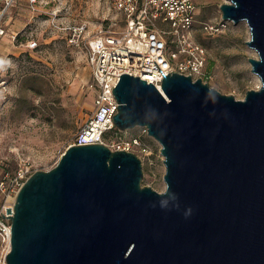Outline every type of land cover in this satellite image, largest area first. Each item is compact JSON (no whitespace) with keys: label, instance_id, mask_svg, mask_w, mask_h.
<instances>
[{"label":"water","instance_id":"1","mask_svg":"<svg viewBox=\"0 0 264 264\" xmlns=\"http://www.w3.org/2000/svg\"><path fill=\"white\" fill-rule=\"evenodd\" d=\"M219 8L247 24L260 87L236 100L158 66L161 89L122 74L115 127H146L160 144L165 191L142 187L132 152L69 146L6 208L7 264H264V0Z\"/></svg>","mask_w":264,"mask_h":264},{"label":"rangeland","instance_id":"2","mask_svg":"<svg viewBox=\"0 0 264 264\" xmlns=\"http://www.w3.org/2000/svg\"><path fill=\"white\" fill-rule=\"evenodd\" d=\"M225 1L198 0L194 39L207 52V77L202 82L243 100L249 90L261 85L248 61L257 53L246 44L247 24L230 22L217 33L203 29L221 18L219 6ZM4 7L0 0V20L6 28L0 38V160L11 172L21 165L32 172L48 171L94 103L93 92L87 89L91 82L87 49L85 44L70 43V28L85 25L80 39L87 43L100 30H109L116 14L111 0H38L35 11L27 0H15ZM32 41L38 43L35 50L28 47ZM125 132L126 137L140 135L146 148L131 151L142 162V187L165 191L160 144L140 127Z\"/></svg>","mask_w":264,"mask_h":264},{"label":"built area","instance_id":"3","mask_svg":"<svg viewBox=\"0 0 264 264\" xmlns=\"http://www.w3.org/2000/svg\"><path fill=\"white\" fill-rule=\"evenodd\" d=\"M1 1L7 7L15 0ZM27 1L35 11L38 0ZM111 8L116 17L111 20L110 29L100 30L87 43L80 39L86 31L85 25L70 28V43L78 47L85 44L87 49L91 70L87 89L93 92L94 103L68 147L104 144L111 150L145 151L140 135L126 137L127 132L115 127L113 116L119 103L112 90L122 74L139 77L158 89L163 74L170 72L191 76L193 80L207 77L206 49L194 39L198 0H111ZM229 23L219 18L204 24L203 29L222 32ZM5 35L6 28L0 20V38ZM28 47L35 50L38 43L32 41ZM140 128L148 135L146 127ZM31 174L25 165L13 172L5 170L0 160V264H7L6 256L11 248V225L6 217L11 214H7L6 208L13 210L16 196Z\"/></svg>","mask_w":264,"mask_h":264}]
</instances>
